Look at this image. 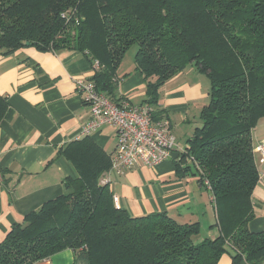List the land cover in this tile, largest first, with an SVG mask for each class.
<instances>
[{
  "label": "trees",
  "instance_id": "obj_1",
  "mask_svg": "<svg viewBox=\"0 0 264 264\" xmlns=\"http://www.w3.org/2000/svg\"><path fill=\"white\" fill-rule=\"evenodd\" d=\"M134 45L147 102L193 65L208 76L209 102L176 161L214 198L219 235L168 212L133 216L100 177L110 155L90 136L62 152L78 177L69 193L16 222L0 243V264H35L66 248L85 264H264V230L254 232L252 194L259 181L252 130L264 117V0H0V51L77 49L94 63L91 79L112 101L124 100L118 75ZM9 109L0 94V121ZM156 109L155 117L160 116Z\"/></svg>",
  "mask_w": 264,
  "mask_h": 264
},
{
  "label": "crops",
  "instance_id": "obj_2",
  "mask_svg": "<svg viewBox=\"0 0 264 264\" xmlns=\"http://www.w3.org/2000/svg\"><path fill=\"white\" fill-rule=\"evenodd\" d=\"M134 68L132 53L118 70L119 76L132 72L123 77L118 92L124 100L141 104L148 97L147 81ZM93 74L94 63L77 49L54 52L24 46L7 55L0 51V94L9 103L0 121V243L27 214L69 193L66 179L78 177L75 166L60 150L81 137L89 120L90 108L75 80L91 79ZM205 75L190 65L161 88L156 109L161 111L159 117L169 120L181 147L200 124L201 109L209 99L210 85ZM89 136L111 159L116 129L106 125ZM252 141L259 181L252 194L254 216L249 228L257 232L264 230V163L259 162L256 151L259 144H264V117L253 128ZM176 161L172 157L154 167L141 163L120 176L111 174L109 187L119 198V206L133 216L168 212L181 222L199 221L202 238L219 235L218 227L210 228L216 222L212 194L200 185L197 176H177ZM38 264L85 263L78 260L75 250L66 248ZM220 264H232L231 256L222 255Z\"/></svg>",
  "mask_w": 264,
  "mask_h": 264
},
{
  "label": "built area",
  "instance_id": "obj_3",
  "mask_svg": "<svg viewBox=\"0 0 264 264\" xmlns=\"http://www.w3.org/2000/svg\"><path fill=\"white\" fill-rule=\"evenodd\" d=\"M75 83L90 108L81 137L92 135L106 125L116 129L111 166L101 178V184H109L111 174L120 176L141 163L154 167L169 158L178 159L185 150L186 146L181 147L173 135L169 120L155 117L156 108L150 102L133 104L126 99L116 103L90 78H76ZM256 151L260 155L259 162L264 163V144H259ZM114 202L119 206V198L115 195Z\"/></svg>",
  "mask_w": 264,
  "mask_h": 264
},
{
  "label": "rangeland",
  "instance_id": "obj_4",
  "mask_svg": "<svg viewBox=\"0 0 264 264\" xmlns=\"http://www.w3.org/2000/svg\"><path fill=\"white\" fill-rule=\"evenodd\" d=\"M136 48H137V45H134V46L132 47V49H130V51L128 52L129 54H128L127 56H131V54L134 53V51L136 50ZM125 60H127V59H125ZM129 60H130V61H131V60L133 61V59H132L131 57H129ZM205 78H206L207 80H209L207 75H205ZM209 85L211 86L210 80H209ZM208 102H209V99L206 100V103H208ZM206 103H205V104H206ZM191 119H192V116H191ZM199 120H200V116H199ZM199 120H198V121H199ZM199 123H200V121H199ZM190 124H191V123H190ZM196 125H198V123H196Z\"/></svg>",
  "mask_w": 264,
  "mask_h": 264
}]
</instances>
